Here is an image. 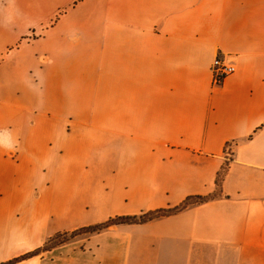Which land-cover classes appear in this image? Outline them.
Here are the masks:
<instances>
[{
	"label": "crops",
	"instance_id": "obj_1",
	"mask_svg": "<svg viewBox=\"0 0 264 264\" xmlns=\"http://www.w3.org/2000/svg\"><path fill=\"white\" fill-rule=\"evenodd\" d=\"M178 208L16 264H264V0H0V264Z\"/></svg>",
	"mask_w": 264,
	"mask_h": 264
},
{
	"label": "trees",
	"instance_id": "obj_2",
	"mask_svg": "<svg viewBox=\"0 0 264 264\" xmlns=\"http://www.w3.org/2000/svg\"><path fill=\"white\" fill-rule=\"evenodd\" d=\"M191 204V201L188 200L185 202V206ZM181 207V208H183ZM181 208L170 210V211H160L155 214H148V215H142L139 217H124V218H116L112 220L110 223H107L105 225L97 226V227H92V228H85L82 230H79L77 232L73 233H63V234H57L55 236H52L47 239L45 245L35 251L34 253L28 254L22 258H19L9 264H16L17 262L27 260L29 258H32L34 256H37L38 254L44 253V252H50L52 250H55L61 246L67 245L69 243L75 242L79 239H84V238H89L92 237L96 234H99L111 226H133V225H143L146 224L156 218L163 217L172 213H176L181 210Z\"/></svg>",
	"mask_w": 264,
	"mask_h": 264
},
{
	"label": "built area",
	"instance_id": "obj_3",
	"mask_svg": "<svg viewBox=\"0 0 264 264\" xmlns=\"http://www.w3.org/2000/svg\"><path fill=\"white\" fill-rule=\"evenodd\" d=\"M237 71L236 64L231 57H224L223 59H215L212 66L213 87H220L225 80L234 75Z\"/></svg>",
	"mask_w": 264,
	"mask_h": 264
},
{
	"label": "water",
	"instance_id": "obj_4",
	"mask_svg": "<svg viewBox=\"0 0 264 264\" xmlns=\"http://www.w3.org/2000/svg\"><path fill=\"white\" fill-rule=\"evenodd\" d=\"M113 228V227H112Z\"/></svg>",
	"mask_w": 264,
	"mask_h": 264
}]
</instances>
